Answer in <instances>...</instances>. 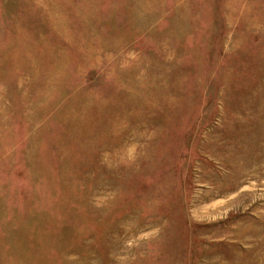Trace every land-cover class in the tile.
Listing matches in <instances>:
<instances>
[{
	"label": "rangeland",
	"instance_id": "1",
	"mask_svg": "<svg viewBox=\"0 0 264 264\" xmlns=\"http://www.w3.org/2000/svg\"><path fill=\"white\" fill-rule=\"evenodd\" d=\"M0 264H264V0H0Z\"/></svg>",
	"mask_w": 264,
	"mask_h": 264
}]
</instances>
